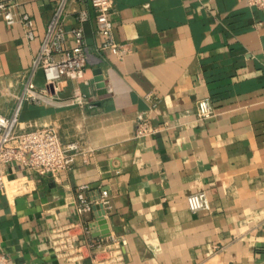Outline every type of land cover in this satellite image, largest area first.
I'll use <instances>...</instances> for the list:
<instances>
[{
    "label": "crops",
    "instance_id": "1",
    "mask_svg": "<svg viewBox=\"0 0 264 264\" xmlns=\"http://www.w3.org/2000/svg\"><path fill=\"white\" fill-rule=\"evenodd\" d=\"M112 1L115 40L130 49L122 60L99 48L89 0L67 6V30L77 27V11L89 15L90 60L87 83L63 82L61 94L78 87L90 94L89 105L23 101L19 116L21 127H52L93 154L57 180L5 166L0 251L8 264H264V8L249 0ZM53 9L52 0H23L35 24L32 41L20 25L0 21L5 116L19 103ZM33 82L44 86L40 70ZM205 98L214 114L198 120L196 102ZM84 185L89 199L109 190L107 216L76 214ZM199 191L209 210L192 213L186 198ZM101 218L107 236H95ZM73 223H80L72 229L79 244L96 246L66 258L60 234Z\"/></svg>",
    "mask_w": 264,
    "mask_h": 264
},
{
    "label": "built area",
    "instance_id": "2",
    "mask_svg": "<svg viewBox=\"0 0 264 264\" xmlns=\"http://www.w3.org/2000/svg\"><path fill=\"white\" fill-rule=\"evenodd\" d=\"M54 9L41 40L38 54L33 58L23 94L13 113L5 116L0 113V192L7 187L5 166L17 163L28 173L48 176L57 180L60 173L71 171L77 160L87 164L93 150L85 147L81 141L63 142L52 127L42 126L31 129L21 127L19 116L23 101L35 105L48 104L55 107L79 106L86 107L90 103V94L83 93L74 87L72 93L64 97L63 82L72 84L84 81L87 83L85 67L90 60V54L85 44L83 24L89 19L85 10L77 11V27L65 29L64 21L69 3H82L85 0H52ZM257 7L264 8V0H249ZM23 0H0V21L7 26L20 25L27 41L35 39V24L32 17L22 10ZM95 14L96 35L99 48L122 60L129 52L128 45L118 43L114 37L112 15L115 13L112 0H89ZM71 46H67V42ZM41 71L44 86L36 87L33 77ZM214 114V107L209 99L196 102V117L206 120ZM143 127L139 132H145ZM86 185L79 187L75 198V211L80 217L90 213L94 207L101 205L103 216H107L110 208V192L102 189L98 198L89 199L84 195ZM188 209L192 213L209 210V201L203 191L194 192L186 198ZM80 223H73L62 229L64 240L60 247L63 257L69 258L73 253H79L84 245L96 246L95 243L79 244L80 238L72 233V229ZM88 229L85 232L88 233ZM78 242V244H74ZM121 254L120 247L116 255ZM8 256L0 251V264H8Z\"/></svg>",
    "mask_w": 264,
    "mask_h": 264
},
{
    "label": "water",
    "instance_id": "3",
    "mask_svg": "<svg viewBox=\"0 0 264 264\" xmlns=\"http://www.w3.org/2000/svg\"><path fill=\"white\" fill-rule=\"evenodd\" d=\"M95 75V82H96V88L98 90L99 94H104V83H103V78L101 75V70L97 69L94 71ZM94 210H100L101 211V216L104 214L103 208L101 205H97L94 207ZM98 226L99 230L95 233V236H107L108 235V230H107V225H106V220L101 218L98 220Z\"/></svg>",
    "mask_w": 264,
    "mask_h": 264
}]
</instances>
